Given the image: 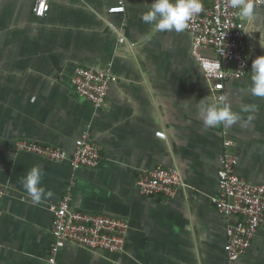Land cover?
Here are the masks:
<instances>
[{
  "label": "crops",
  "instance_id": "crops-1",
  "mask_svg": "<svg viewBox=\"0 0 264 264\" xmlns=\"http://www.w3.org/2000/svg\"><path fill=\"white\" fill-rule=\"evenodd\" d=\"M118 1L49 0L39 17L35 0H0V184L6 189L0 264H51L53 208L72 180L74 208L116 216L128 229L121 252L66 242L56 252L58 264H264V219L247 252L229 262L228 218L212 202L226 138L238 157L236 173L264 183V98L250 92L251 63L264 55V8L239 16L248 68L225 81L218 102L189 32H158L145 24L141 15L152 0H124V12H110ZM201 51L214 55L211 48ZM108 63L116 79L97 109L70 76L76 66ZM205 103L227 105L240 119L205 128ZM84 133L102 147L98 167L73 168L67 159L55 162L15 146L26 138L71 154ZM34 166L41 169L40 186L52 192L40 203L21 183ZM158 166L181 174L172 197L145 196L135 184L142 171Z\"/></svg>",
  "mask_w": 264,
  "mask_h": 264
},
{
  "label": "built area",
  "instance_id": "built-area-1",
  "mask_svg": "<svg viewBox=\"0 0 264 264\" xmlns=\"http://www.w3.org/2000/svg\"><path fill=\"white\" fill-rule=\"evenodd\" d=\"M203 9L194 15L185 29L192 41V52L204 74L214 80V96L224 101V85L229 78L242 77L248 68V46L245 24L238 10L231 7L230 0H201ZM254 6L264 8V0H250ZM50 8L49 0H35L34 14L43 17ZM110 12H124V0L110 6ZM124 41V37H119ZM211 48L214 55L204 54L201 49ZM116 79L111 63L97 69L76 66L70 82L76 92L95 108L106 104L110 84ZM156 135L165 137L164 131ZM16 149L36 154L55 162L69 160L73 168L98 167L102 160V147L91 140L87 133L75 140L74 150H66L51 144L20 138ZM220 167L217 172L219 193L212 197L216 210L228 218L225 250L229 262H235L249 249L264 219V183H250L235 171L238 157L232 141H223ZM141 194L172 197L182 185L179 170L158 166L142 171L135 180ZM73 180L67 184L60 202L53 208L51 264H58L57 250L66 242H73L91 249L121 252L124 248L128 223L106 213H93L72 206ZM6 189L0 184L1 202ZM237 218H233V217Z\"/></svg>",
  "mask_w": 264,
  "mask_h": 264
},
{
  "label": "clouds",
  "instance_id": "clouds-1",
  "mask_svg": "<svg viewBox=\"0 0 264 264\" xmlns=\"http://www.w3.org/2000/svg\"><path fill=\"white\" fill-rule=\"evenodd\" d=\"M231 7L238 10L242 19L254 14V5L250 0H230ZM203 9L201 0H152L149 9L142 13L141 19L158 32H182L188 27L191 18ZM250 92L255 97L264 98V55H259L251 63ZM247 109H245L246 111ZM203 127H230L240 117L227 105L205 103L201 108ZM41 169L34 166L22 179L21 183L34 203H40L45 197H51L52 192L40 186Z\"/></svg>",
  "mask_w": 264,
  "mask_h": 264
}]
</instances>
